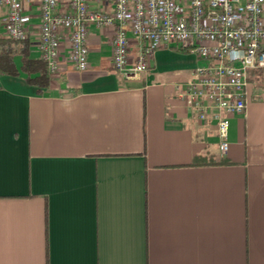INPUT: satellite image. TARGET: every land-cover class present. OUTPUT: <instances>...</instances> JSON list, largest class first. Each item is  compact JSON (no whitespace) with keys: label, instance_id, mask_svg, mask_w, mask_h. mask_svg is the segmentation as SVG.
<instances>
[{"label":"crops","instance_id":"obj_1","mask_svg":"<svg viewBox=\"0 0 264 264\" xmlns=\"http://www.w3.org/2000/svg\"><path fill=\"white\" fill-rule=\"evenodd\" d=\"M25 12L39 58L38 11ZM112 33L88 25L84 71L60 34L40 91L0 75V264H264V68L220 155L214 123L177 98L195 55L158 48L124 79Z\"/></svg>","mask_w":264,"mask_h":264},{"label":"built area","instance_id":"obj_2","mask_svg":"<svg viewBox=\"0 0 264 264\" xmlns=\"http://www.w3.org/2000/svg\"><path fill=\"white\" fill-rule=\"evenodd\" d=\"M0 6L7 7L4 35L16 41L28 35L25 9L36 7L39 59L49 75L57 70L60 34L74 68L89 67V24L113 30L110 66L124 79L144 72L158 48L193 53L199 63L177 98L197 119L214 123L220 155L229 119L244 111L248 71L264 68V0H0ZM128 33L136 40L132 59Z\"/></svg>","mask_w":264,"mask_h":264},{"label":"trees","instance_id":"obj_3","mask_svg":"<svg viewBox=\"0 0 264 264\" xmlns=\"http://www.w3.org/2000/svg\"><path fill=\"white\" fill-rule=\"evenodd\" d=\"M179 51L185 49L176 48ZM17 59V64L15 62ZM261 76L259 69L248 71V79ZM0 75L22 76L24 82L40 91L49 84L50 77L46 70V64L39 58H30L27 40H12L7 37L0 38Z\"/></svg>","mask_w":264,"mask_h":264}]
</instances>
